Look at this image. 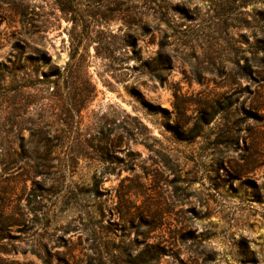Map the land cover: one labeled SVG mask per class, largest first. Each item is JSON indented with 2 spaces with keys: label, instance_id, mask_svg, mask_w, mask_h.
Here are the masks:
<instances>
[{
  "label": "rangeland",
  "instance_id": "obj_1",
  "mask_svg": "<svg viewBox=\"0 0 264 264\" xmlns=\"http://www.w3.org/2000/svg\"><path fill=\"white\" fill-rule=\"evenodd\" d=\"M263 41L264 0H0V264H264Z\"/></svg>",
  "mask_w": 264,
  "mask_h": 264
},
{
  "label": "trees",
  "instance_id": "obj_2",
  "mask_svg": "<svg viewBox=\"0 0 264 264\" xmlns=\"http://www.w3.org/2000/svg\"><path fill=\"white\" fill-rule=\"evenodd\" d=\"M261 49H262L263 52H264V41H263V45H262ZM158 110H160L161 112H167V111H168L166 108H160V107H158ZM45 264H52V263L50 262V260H47V261L45 262Z\"/></svg>",
  "mask_w": 264,
  "mask_h": 264
}]
</instances>
